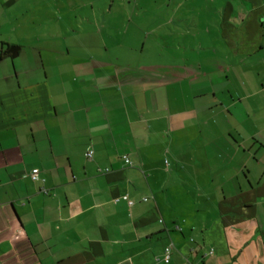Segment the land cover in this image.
I'll return each mask as SVG.
<instances>
[{"label": "crops", "instance_id": "crops-1", "mask_svg": "<svg viewBox=\"0 0 264 264\" xmlns=\"http://www.w3.org/2000/svg\"><path fill=\"white\" fill-rule=\"evenodd\" d=\"M173 11L168 63L0 34V264H264V0Z\"/></svg>", "mask_w": 264, "mask_h": 264}, {"label": "rangeland", "instance_id": "rangeland-1", "mask_svg": "<svg viewBox=\"0 0 264 264\" xmlns=\"http://www.w3.org/2000/svg\"><path fill=\"white\" fill-rule=\"evenodd\" d=\"M163 1L0 0V34L13 43L11 48L37 47L45 55L71 49L86 56L118 57L120 65L168 63L175 46L160 44L158 36H168L173 28L158 26L160 16L174 15L175 0H166L170 8Z\"/></svg>", "mask_w": 264, "mask_h": 264}, {"label": "built area", "instance_id": "built-area-1", "mask_svg": "<svg viewBox=\"0 0 264 264\" xmlns=\"http://www.w3.org/2000/svg\"><path fill=\"white\" fill-rule=\"evenodd\" d=\"M93 156H94V151H93L92 149H90V150H88V151L86 152V157H87V158L91 159V158H93ZM124 159H125V163H126V164H128V165H132V162L130 161L129 158H127V156H125ZM30 177H31V179H32L34 182L41 181L42 183H45V179L40 178L39 174L36 173V172L31 173V174H30ZM42 192L45 193V194H48V191H47L45 188L42 189ZM123 199L126 200V201H128V203H129L130 205L133 204V202H131V201L129 200L128 196H124ZM144 201H148V199L145 198ZM170 253H171V248L168 247V248L166 249V252H165V262H166V263H169V262H170Z\"/></svg>", "mask_w": 264, "mask_h": 264}, {"label": "water", "instance_id": "water-1", "mask_svg": "<svg viewBox=\"0 0 264 264\" xmlns=\"http://www.w3.org/2000/svg\"><path fill=\"white\" fill-rule=\"evenodd\" d=\"M13 51L11 50L10 53H12Z\"/></svg>", "mask_w": 264, "mask_h": 264}]
</instances>
